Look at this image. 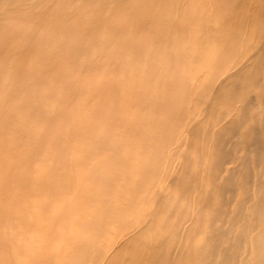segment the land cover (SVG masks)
Listing matches in <instances>:
<instances>
[{"label": "bare ground", "instance_id": "1", "mask_svg": "<svg viewBox=\"0 0 264 264\" xmlns=\"http://www.w3.org/2000/svg\"><path fill=\"white\" fill-rule=\"evenodd\" d=\"M0 264H264V0H0Z\"/></svg>", "mask_w": 264, "mask_h": 264}, {"label": "rangeland", "instance_id": "2", "mask_svg": "<svg viewBox=\"0 0 264 264\" xmlns=\"http://www.w3.org/2000/svg\"><path fill=\"white\" fill-rule=\"evenodd\" d=\"M104 49H105L104 47H101V50H104ZM17 118L19 119V120H16L17 123L12 124L13 126L12 128H15L13 129L15 133H19L23 125L25 126V124H23V122L21 121H28L30 123L29 125H34V124L42 122V118L39 112H32V111L23 112L22 110H19ZM243 145L246 148L249 147L251 145V140L249 138L243 137ZM2 149L3 151L6 152L8 150H11V147L8 145L6 147H3ZM21 176L22 175L17 170H14V169L8 172V178L10 179V181L19 187H25L27 185H32V183L34 182L33 180L24 182Z\"/></svg>", "mask_w": 264, "mask_h": 264}]
</instances>
